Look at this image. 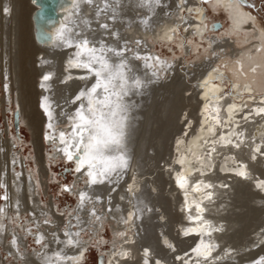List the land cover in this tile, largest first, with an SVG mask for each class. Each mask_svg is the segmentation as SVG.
Returning <instances> with one entry per match:
<instances>
[{
	"label": "bare ground",
	"instance_id": "6f19581e",
	"mask_svg": "<svg viewBox=\"0 0 264 264\" xmlns=\"http://www.w3.org/2000/svg\"><path fill=\"white\" fill-rule=\"evenodd\" d=\"M203 1L58 0L57 17L38 20L35 0H0L6 83L0 106L33 132L35 146V154L25 156L16 151L21 140L12 128L0 130V264H83L93 241L105 246L108 223L113 238L102 264H264V26L238 0H210L228 20L219 34ZM151 11L161 16L150 18ZM84 40L93 53L84 52ZM156 43L176 48L174 58L161 59L152 50ZM198 51L199 63L190 64L184 56ZM100 57L112 70L122 64L127 80V94L121 80L110 85L120 92L126 117L121 146L111 155L122 156L126 166L104 175L99 161L89 166L74 135L77 113L88 114V94L101 79L83 64L99 69ZM176 85L192 91L165 107L175 134L169 160L150 172L140 166L141 150H129L135 144L126 132L129 105L151 87ZM102 95L98 89L94 99ZM30 161L35 168L27 167ZM49 162L72 166L75 182L63 193L76 197V207L61 209L53 197L43 203L57 180ZM248 219L253 229L236 240L238 223ZM31 239L39 246L33 252Z\"/></svg>",
	"mask_w": 264,
	"mask_h": 264
},
{
	"label": "rangeland",
	"instance_id": "374dc122",
	"mask_svg": "<svg viewBox=\"0 0 264 264\" xmlns=\"http://www.w3.org/2000/svg\"><path fill=\"white\" fill-rule=\"evenodd\" d=\"M157 1L160 2L161 0H157ZM209 1L210 0L203 1V6L206 8L205 15L207 13V15L211 17V20H213L212 21L213 23L212 22L210 23V27L217 20L220 21V24H221L219 28L220 30L218 29L217 31H219V34H221L222 31L228 28L229 26L228 20L226 18L225 13H223V11H217V12L213 11V9L210 7ZM238 1L248 10H250L253 14H255V16L259 19L261 24L264 26V0H238ZM149 3L155 8H157L156 2L151 1ZM168 10L169 9L166 8V11ZM157 14L161 16V12L159 13L158 11H154V12L151 11L150 18L156 17ZM217 31L216 32L210 31V34L216 35L218 33ZM155 45L156 46L153 47L152 50L155 53H157L161 57V59H164V60L167 58H174L173 52L174 51L177 52L176 48L171 49V48H168V46L166 47L165 45H160L158 43H156ZM203 45H205V43H202L201 47ZM199 51L201 52L202 48H200ZM199 51L196 54L193 53L190 56H184V57L190 64L193 63V65L194 64L196 65L199 63V61L196 58V56L199 54ZM138 67L140 66H137L136 69L141 70V67H142V70L144 69L143 71L145 70L147 71L150 68L149 66H146L148 69L147 68L145 69L144 65L141 66L140 68ZM193 68H190L192 70V73L195 72ZM153 70H154V73L148 70L149 72L146 74H151V76H154V74L158 75L157 73L158 71L155 69ZM173 75H174L173 71L169 72L168 76L171 77V80H172ZM148 77L150 76L148 75ZM158 77L161 80H163V82H165L164 80L166 78L164 75L162 76L161 74H159ZM179 80H180V76L178 75L174 81L179 82ZM188 81L190 83L191 79H189ZM5 86H6V83L4 82L3 78H1L0 76V98L1 99H3L4 96L6 95ZM174 88L176 89L178 88V89L170 90L168 86H162L161 89L158 91L156 88L151 87L150 90H147L144 93L140 92L139 94H137L138 96H136V98L129 105L131 106V108L129 109L130 114L131 115L133 114V115L130 116V119L132 121L131 120L129 121V124H128L129 127L126 128L127 129L126 132L132 136L131 138L129 137L130 138L129 140L131 141L133 140L132 143H135L129 147V150H131L130 153L134 151L133 153L135 154H136V150H141L140 151L141 154L139 153V151H137L139 155L138 154L136 155L139 160L141 159V161H139L140 166L142 169H146L147 171H150V172L154 171L155 169H159V168H156L159 165L164 166V161L162 162V160H164V157L166 161L169 160L168 149L170 147V144L172 143L171 136L175 134L176 127L169 125L168 119L166 118V116H163L165 114L164 113L165 107L166 106L171 107L173 104L175 105L176 103L178 104V101L180 97L182 96L181 95L182 92L184 94V93H189L192 91V90H184L186 91L184 92L180 90L179 88L181 87H178L177 85ZM228 89H229V86H228ZM67 100L69 99H66V97L64 96V104L68 103ZM181 107L179 108L180 114L184 111L183 107L182 108ZM11 111L7 110V106H2V105L0 106V130L5 131L7 129L9 130V128L10 129L12 128L11 129L12 133H14L16 137L19 136L21 140V142H19L17 145L16 151L21 152L23 155L25 154V156L34 155L35 146H34V143H32L34 142L33 132L28 127H26V125H21L18 122L16 124L15 115L11 114ZM8 117L10 119L9 125H8ZM167 125L169 126L170 130L169 128H167L168 127ZM139 143H141L142 145L138 147L137 149L135 146L138 145ZM52 149H53L52 147H47L46 150L48 152H52ZM141 162L143 163L144 166L142 165ZM50 163L52 165V170L57 180L55 181V183L51 184V187L48 188L49 189L48 194L42 196L43 203L50 202L51 197H53L54 201L60 206L61 209H69L70 207L71 208L76 207L78 204L76 197L71 194L63 193L64 186L71 185L72 183L75 182L74 173H72V170H73L72 166L70 164H63V163L55 165L54 162H49L48 164ZM27 167L29 169L35 168L34 162L30 161L27 164ZM69 168L71 170L66 171V169H69ZM171 186L172 185L170 184L167 185L166 195H168L167 193L170 190ZM4 192L5 191L3 189H0V208L2 207L4 203V196H5ZM149 200L152 201V198H150ZM20 223L22 225L25 224L23 220H21ZM238 224L240 228L238 227L237 229L238 232H236V235L238 236V238H235V239L238 241L239 240L241 241L244 239L247 232L253 228H252L251 220L249 219L245 221H240ZM258 226H260V224H257L256 222V227ZM90 234L91 232L87 231V233H85L83 236L86 239H90L92 237V234L91 235ZM101 237L106 242L105 246L100 247L97 240L93 241V243L91 244L87 259L83 264H102L101 257H103L104 259L106 258L105 257L106 254L111 249L110 243L112 242V238H113V233H112L110 223H108V225L106 226V230L103 231ZM34 248H39V246L36 245L33 239H31L30 244H29V249H31V251L33 252ZM7 259L10 260L12 258L7 255Z\"/></svg>",
	"mask_w": 264,
	"mask_h": 264
},
{
	"label": "snow or ice",
	"instance_id": "6c2138e0",
	"mask_svg": "<svg viewBox=\"0 0 264 264\" xmlns=\"http://www.w3.org/2000/svg\"><path fill=\"white\" fill-rule=\"evenodd\" d=\"M88 41L84 40L81 47L86 53H93V49L87 47ZM93 59H97L93 57ZM100 64L99 69H92L91 63L83 64V67L89 68L90 71H94L97 77H101L100 80L92 87L88 94L89 107L87 108V115L85 110L81 109L78 113L79 122L75 125V136L79 137V144L83 145V151L89 157V166L95 167L92 161H99L103 165L101 175L114 171L118 167H125L126 161L122 156H114L111 153L118 151L121 146L123 137V122L126 119L121 115L125 111L124 106L120 103L122 99L120 92L110 91V85L114 88L113 81L119 79L122 83L119 85L120 91L127 94L125 91V85L127 80L123 74V65L117 66L116 70H112L106 60L103 57L98 58ZM105 74L107 76L105 77ZM47 79V77H45ZM135 86L140 87V81H135ZM98 89L103 90L102 98L94 99V95ZM85 93H81L84 96ZM117 99L114 101L112 97ZM100 107H96V105ZM107 109V111H105ZM87 134V142L85 143V135ZM61 133V137H63ZM81 149H77L80 151ZM69 159H73L71 152L67 153ZM84 163V161H81ZM243 174V173H241ZM91 175V173H90ZM95 182V177H93Z\"/></svg>",
	"mask_w": 264,
	"mask_h": 264
},
{
	"label": "water",
	"instance_id": "95a60500",
	"mask_svg": "<svg viewBox=\"0 0 264 264\" xmlns=\"http://www.w3.org/2000/svg\"><path fill=\"white\" fill-rule=\"evenodd\" d=\"M38 4L39 7L35 11L36 16L38 20H45L48 18H56L58 15L57 11V5H58V0H35ZM221 26L220 21H216L214 23V27L218 29ZM70 171L71 169H66V171Z\"/></svg>",
	"mask_w": 264,
	"mask_h": 264
}]
</instances>
